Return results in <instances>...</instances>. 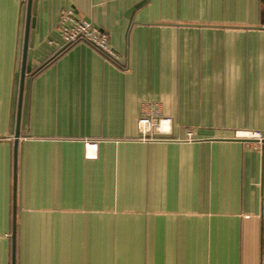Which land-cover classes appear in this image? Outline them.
Wrapping results in <instances>:
<instances>
[{
    "label": "crops",
    "instance_id": "1",
    "mask_svg": "<svg viewBox=\"0 0 264 264\" xmlns=\"http://www.w3.org/2000/svg\"><path fill=\"white\" fill-rule=\"evenodd\" d=\"M70 8L117 61L61 46ZM31 17L14 172L26 0H0V264L13 223L15 264H261L264 138L236 133L264 136V0H32ZM143 104L167 139H137Z\"/></svg>",
    "mask_w": 264,
    "mask_h": 264
},
{
    "label": "built area",
    "instance_id": "2",
    "mask_svg": "<svg viewBox=\"0 0 264 264\" xmlns=\"http://www.w3.org/2000/svg\"><path fill=\"white\" fill-rule=\"evenodd\" d=\"M57 29L61 36V46L86 42L109 59L117 61L118 53L110 45L108 35L100 31L92 22L77 18L73 9L70 8L61 12ZM136 126L138 140H163L167 138L157 137L155 134H167L170 132L171 118L161 115L158 109H150L148 105L143 104L140 108ZM236 136L254 138L258 142H261L264 138L260 131H238ZM259 216L264 221V199L260 203ZM261 264H264V249L261 255Z\"/></svg>",
    "mask_w": 264,
    "mask_h": 264
},
{
    "label": "water",
    "instance_id": "3",
    "mask_svg": "<svg viewBox=\"0 0 264 264\" xmlns=\"http://www.w3.org/2000/svg\"><path fill=\"white\" fill-rule=\"evenodd\" d=\"M31 4L32 0H26V20H25V31H24V43H23V54H22V65H21V77H20V87H19V96H18V111H17V118H16V126L14 131V172L16 171V158H17V144L18 138L20 135V107L22 101V91H23V83L24 77L26 74L30 73L31 65H30V55L31 51L28 50V33L30 26L34 25V18L31 17ZM141 4V3H139ZM138 4V5H139ZM137 6V5H136ZM135 6V7H136ZM157 137H167V134H155ZM16 176L14 175V188H13V213L16 210ZM15 224L13 223V231H12V264L14 263V251H15Z\"/></svg>",
    "mask_w": 264,
    "mask_h": 264
}]
</instances>
